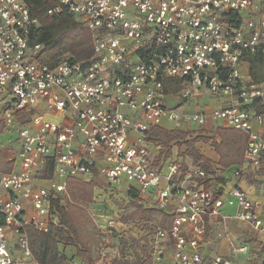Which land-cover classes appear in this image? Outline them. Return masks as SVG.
Returning <instances> with one entry per match:
<instances>
[{"label": "built area", "instance_id": "2783aa9c", "mask_svg": "<svg viewBox=\"0 0 264 264\" xmlns=\"http://www.w3.org/2000/svg\"><path fill=\"white\" fill-rule=\"evenodd\" d=\"M57 2L50 15L66 11L91 33L89 59L40 64L30 6L0 0V135L10 134L0 150L13 164L0 172V264H39L31 231L48 235L58 226L53 201L70 179H101L102 192L122 190L130 203L170 216L168 227L154 229L146 264H232L206 253L210 222L227 221L222 209L234 207V219L264 239L263 204L228 180L211 187L216 177L195 164L184 170L164 157L156 164L148 137L166 123L190 132L221 122L248 138L243 167L232 176L252 175L264 190V83L251 80L245 59L264 55V0ZM171 79L183 82L182 101L207 93L230 104L210 113L169 108L164 84ZM19 115L29 122L20 124ZM103 204L94 208L105 213L103 226L95 220L100 234L117 235L119 218ZM105 257L100 263L111 264Z\"/></svg>", "mask_w": 264, "mask_h": 264}, {"label": "trees", "instance_id": "16d2710c", "mask_svg": "<svg viewBox=\"0 0 264 264\" xmlns=\"http://www.w3.org/2000/svg\"><path fill=\"white\" fill-rule=\"evenodd\" d=\"M30 6L32 17L37 20L35 32L38 33L36 43L43 45V50L37 57L40 64L54 67L62 58L69 57L76 61L89 59L93 55V41L89 30L85 29L77 19L66 11L57 15L49 12L58 7L57 0H24ZM246 61L249 65V77L255 84L264 83V55L257 53L248 55ZM183 82L176 79L167 80L164 84V93L167 96H177L182 90ZM20 116V124H26L29 119L25 115ZM229 132L219 129L217 134L224 138ZM1 134V130H0ZM204 138H194L190 132L178 130H165L155 127L149 133L148 141L154 147H163L167 150L165 159L172 155L174 146L181 149L185 147V155L190 157L194 164L203 169L208 176L217 177L219 172L236 170L244 161V154L248 138L244 133L233 132L227 151L220 157L218 163L205 159L194 145ZM179 150V149H178ZM180 153V151H179ZM163 158V154H161ZM159 161V159H158ZM161 161V159H160ZM159 161V162H160ZM158 164V163H157ZM13 164L6 163L0 150V172L11 173ZM187 170V169H186ZM96 184H85L77 179L68 182V196H59L53 201L59 218L58 226L48 235L31 231L32 253L39 264H69L61 255L60 248L72 245L76 248V257L85 264H99L98 258L93 254V238L87 233L86 226L89 224L85 214L77 211L76 205L90 204L94 195ZM128 197L135 199L137 194L129 192ZM131 213L124 214L121 223L130 226L124 236L135 237L136 243L129 241L128 248H120L119 257L111 264H146L149 256V244L155 228L168 227L163 225L158 212L143 210L135 202H131ZM152 211V210H151ZM158 223L154 227V222ZM170 223V222H169ZM93 230V228H90ZM121 239V238H120ZM73 257V256H72Z\"/></svg>", "mask_w": 264, "mask_h": 264}, {"label": "crops", "instance_id": "0c3cea01", "mask_svg": "<svg viewBox=\"0 0 264 264\" xmlns=\"http://www.w3.org/2000/svg\"><path fill=\"white\" fill-rule=\"evenodd\" d=\"M175 101L178 103V107H185L186 110L182 111L183 113H195L199 111L210 113L214 109H219L228 106L231 100L228 97L211 96L207 93L202 94L199 97H194L188 101H182L178 96H167L165 99V103L169 108L171 107L168 104L171 105ZM202 108L205 109L202 110ZM219 124V122L209 120L206 126L202 128L199 127V131L197 132H193L194 125L191 126L190 133H192V138L194 139L213 137L214 135L212 134V132L214 131V127H219ZM166 126L173 127L171 123H166ZM200 130L205 131L204 133L199 134ZM195 147L203 157L207 158L215 164L219 162L220 157L223 155V153H218L211 146L205 145L202 142L196 143ZM157 148L155 149L154 145L150 146L151 154L153 156H157V154L160 153L159 149ZM172 151L173 152L171 158L185 163L186 166H191L192 164H194L193 160L188 156L179 157L180 153L177 148L173 147ZM185 151L186 149L185 147H183L181 149V153L183 154L185 153ZM185 160L187 163L185 162ZM188 161H190L191 163ZM232 175V170L219 172L218 176L216 177L217 180L215 178V180L211 182V187L215 186L216 184H226L228 180L229 186H239L243 191L248 194L250 199L258 200L264 206V190H262L260 187H257V185L255 184L256 179H254L252 175H249L246 179L242 180H237ZM222 213L223 215L229 217V219L227 221L212 220L210 222L206 241L203 244L206 253L211 257L220 256L229 259L232 264H264V239L258 238L248 226L234 219L236 214V208L224 206L222 209ZM261 215L264 219V207ZM245 246L249 248L248 251L246 253H241L239 249ZM69 249L71 248L67 246L66 251L69 252ZM73 255L75 254H72L71 257ZM114 258L115 257H111L106 260H114ZM68 263L72 264L70 262ZM77 263L84 262L81 258L77 257L73 264Z\"/></svg>", "mask_w": 264, "mask_h": 264}, {"label": "rangeland", "instance_id": "374dc122", "mask_svg": "<svg viewBox=\"0 0 264 264\" xmlns=\"http://www.w3.org/2000/svg\"><path fill=\"white\" fill-rule=\"evenodd\" d=\"M246 75H247V72H246ZM168 105L171 108H177L178 107V103L176 101L173 102V104H171V105L168 104ZM177 109L181 113H183L182 111L186 110L184 106H179ZM204 109L205 108H202V110H204ZM49 119L52 120V121H55V122H59V120L57 118H49ZM219 123H220L219 124L220 126L219 127H214V131L212 132V134L214 136L213 137H209V138H204L206 140L200 141V142H202L205 145L211 146L218 153H223L224 154L227 151L229 143L231 142V138H232L231 134L234 131H232L230 129H227L225 127L223 128L222 123L221 122H219ZM172 128H174V126L173 127H167V126L164 127L165 130H176V129H172ZM219 129L226 130L229 133L224 138H222V137H220L217 134V131ZM197 131H199V126L197 127V125H194L193 132H197ZM204 131L200 130L199 134L204 133ZM0 139H1L2 143H4L5 145H8V141L10 140V134L6 133V134H3V135H0ZM195 145H194V147H195ZM174 147L179 149V151H180L179 157L186 156L185 153H183V154L181 153V148L179 146H174ZM156 148L157 147H155V149ZM159 148L160 147H158L157 149H159ZM160 149H161V151H160L159 154H157V156H153L151 154L152 157L155 159L156 164L157 163L159 164V161H160V159L162 157L161 154H163V156L165 158V155L167 153V150H165L163 147H161ZM157 153H158V150H157ZM200 155H201V153H200ZM158 159H159V161H158ZM166 159H168L172 163L181 164L180 161L171 158V156L166 158ZM205 159H207V158H205ZM185 162H186V160H185ZM188 162H190V161H188ZM243 163H244V161H243ZM243 163L240 166H238V167H243ZM182 167H183L182 169L186 170L188 166H186L185 163H182ZM79 181H81V182H83L85 184H89V185L90 184H94V183L96 184V186L94 188V195H93L92 202L90 204H87V205H84V206H79V205L75 206L77 211L80 212L81 214H85L86 217H87V221H89V224L86 226L87 228H85V229L87 230V233L93 238V241H92L93 244H94V246H93V254H94V256L96 258H98V262L101 261L103 254L106 255L105 259H109L111 257L117 258V256L120 253L119 246H120V248H124V249L128 248V246H129V242H127V240H124L123 238L126 237V236H124V234H125L124 230L129 229L131 225H129L128 223H127V225H124L123 223H121V219H122L124 214L126 215L128 213H131L132 204L126 199V197L123 194L122 190H116L114 192H111V193H113L112 195H110V192H108V191L102 192V190L100 188H102V187L105 188L107 185L104 183V181H101V179H94L91 182H86L84 180H79ZM40 184L45 186V187L49 186V184H46V182H41ZM64 195H66V198L69 197L68 196V189L66 190ZM154 200H156V199L154 198ZM98 202L104 203L103 205H106V206L108 205L110 207V210H112L113 213H115L118 216V218H119L118 221L119 222H118V228H117V231H118L117 235L112 234V235H110V237H105V236L100 234V230H99L98 226L96 225L95 220H97V222H98V224H100V226H103V224L100 222L101 217L98 216V215L101 214L102 216H105L104 215L105 213L98 212L97 210L94 209L96 207L95 205ZM135 203L137 205L141 206L143 208V210L147 209L144 201L139 200V202L136 201ZM104 211L106 213L108 212L106 207H105ZM148 212H155L156 213L158 211L154 210V209H152V211H151V209H150ZM170 219L171 218H170L169 215L168 216H164L163 215L161 217V221H162V223H164L163 225L169 224ZM157 226H158V223L155 221L154 222V227H157ZM90 228H93V230L90 229ZM133 236L134 235H132V236L130 235L129 237L128 236L127 237L129 239V241H131L132 243H136L135 237L132 238ZM69 247L71 249H69V252H67L66 251V244H65V248L64 249L60 248V252H61V255L64 256L65 259H67L68 262L73 264V262L75 261V259L77 257H76V255H73V257H71V255L72 254H76V248L74 246H72V245H69ZM99 264H102V263H99Z\"/></svg>", "mask_w": 264, "mask_h": 264}]
</instances>
